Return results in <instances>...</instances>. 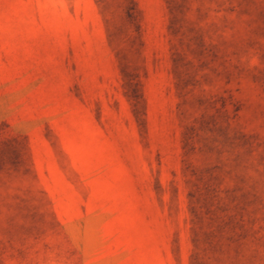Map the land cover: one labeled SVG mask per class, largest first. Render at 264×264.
Returning a JSON list of instances; mask_svg holds the SVG:
<instances>
[{
	"label": "rangeland",
	"instance_id": "rangeland-1",
	"mask_svg": "<svg viewBox=\"0 0 264 264\" xmlns=\"http://www.w3.org/2000/svg\"><path fill=\"white\" fill-rule=\"evenodd\" d=\"M0 264H264V0H0Z\"/></svg>",
	"mask_w": 264,
	"mask_h": 264
}]
</instances>
